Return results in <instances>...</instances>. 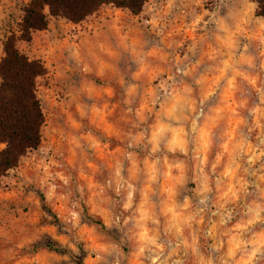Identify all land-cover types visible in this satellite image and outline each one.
Here are the masks:
<instances>
[{
	"label": "clouds",
	"instance_id": "1",
	"mask_svg": "<svg viewBox=\"0 0 264 264\" xmlns=\"http://www.w3.org/2000/svg\"><path fill=\"white\" fill-rule=\"evenodd\" d=\"M34 2L0 0V65ZM139 2L133 27L113 15L50 31L38 57L13 41L50 86L33 77L45 116L0 184L29 186L56 231L0 212V264H73L82 250L89 264H264V0ZM12 144L0 135V154ZM45 235L60 253L33 251Z\"/></svg>",
	"mask_w": 264,
	"mask_h": 264
},
{
	"label": "trees",
	"instance_id": "2",
	"mask_svg": "<svg viewBox=\"0 0 264 264\" xmlns=\"http://www.w3.org/2000/svg\"><path fill=\"white\" fill-rule=\"evenodd\" d=\"M105 2L107 3L98 5L95 0H82V2L51 0L50 4H41L39 0H35L29 5L28 14L22 26L21 39L30 41L31 33L47 29L49 17L63 18L73 24H79L106 5L126 9L134 16H138L142 9L139 0H105ZM43 8H48L47 16H44L42 11H38ZM61 9L64 10L63 16L60 13ZM256 14L264 16V3L260 4V10ZM8 40L5 47L8 59L0 65V74L5 77V84L0 86V135L10 137L13 144L10 150L0 154V177L6 176L9 169L17 167V152L22 153L26 144L35 145L37 124L40 116L44 117L43 112L39 114L37 111V102L32 97L31 87L33 77L42 76L45 69L39 61L28 63L26 58L17 56L12 47L14 39ZM8 90L14 93L11 98L7 95ZM4 92L5 95H3ZM29 151H31L30 147Z\"/></svg>",
	"mask_w": 264,
	"mask_h": 264
},
{
	"label": "rangeland",
	"instance_id": "3",
	"mask_svg": "<svg viewBox=\"0 0 264 264\" xmlns=\"http://www.w3.org/2000/svg\"><path fill=\"white\" fill-rule=\"evenodd\" d=\"M205 7H209V5H205ZM116 16L119 18L123 23L128 24L130 27H133V21L136 20V17L131 14L126 9H119L111 5L103 6L99 9V11L89 17H87L83 22L79 24H73L63 18H51L49 17L48 27L43 31H37L35 33H31L30 41L22 40V26L19 23L15 24V27L12 26L7 27V31L4 33L7 38H13L16 46L21 49V51H27L28 49H32V52L39 56L38 50L43 47L42 36L47 32L54 31L57 33L58 36H61L62 33L68 29H81L84 30L86 28H90L93 26L94 20L99 19L100 17L106 16ZM138 23V21H137ZM176 25L179 29V34L175 36L176 40H180L182 37L187 42L191 40V35L187 31H185L181 25L182 21L177 20ZM145 39L148 41L149 46L153 43H156L158 38L152 35H146ZM179 55H183V50H177ZM29 58L32 60L33 56L30 53ZM134 68V66H133ZM99 83V81H97ZM50 86L49 81H42V76H39L36 79V90L37 92L41 89V87ZM209 103H215V98H212ZM45 116V114L43 113ZM46 118V117H45ZM103 119V118H102ZM44 129L41 128V132L43 133ZM95 131V130H94ZM97 135H100L99 131L96 132ZM115 146V143L109 145V150H111ZM9 172L6 176L0 177L2 179H8ZM40 199L42 201V197H39L38 194H35L29 186L22 187L21 189L17 190L14 186H10L7 183L0 184V212L4 214V217H11L12 219L18 221L19 223L23 224L24 226H28L26 221L31 220L35 222L38 218L42 226L46 228L47 232L55 234V228L51 225L45 224L42 219V214L47 213L52 215L55 219V213L52 209L48 208L46 204L43 202L40 203L38 208L32 205L33 199ZM0 217V218H4ZM86 220H90L89 217H85ZM92 223L101 225V221L96 219H91ZM41 247H47L48 249L60 253L62 249H60L55 240L51 237L45 235L40 244L33 246V251H39ZM92 258L88 256L83 250L81 251L80 256L72 257L73 264H89V261Z\"/></svg>",
	"mask_w": 264,
	"mask_h": 264
}]
</instances>
